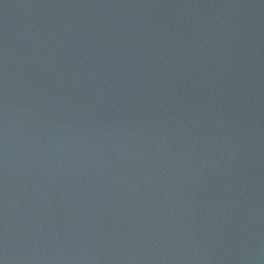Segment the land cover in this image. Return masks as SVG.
Segmentation results:
<instances>
[{
    "label": "water",
    "instance_id": "water-1",
    "mask_svg": "<svg viewBox=\"0 0 264 264\" xmlns=\"http://www.w3.org/2000/svg\"><path fill=\"white\" fill-rule=\"evenodd\" d=\"M0 264H264V0H0Z\"/></svg>",
    "mask_w": 264,
    "mask_h": 264
}]
</instances>
